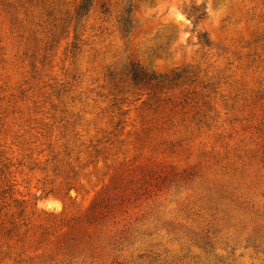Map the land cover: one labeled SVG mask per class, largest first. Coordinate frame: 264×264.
I'll return each mask as SVG.
<instances>
[{
    "label": "rangeland",
    "instance_id": "1",
    "mask_svg": "<svg viewBox=\"0 0 264 264\" xmlns=\"http://www.w3.org/2000/svg\"><path fill=\"white\" fill-rule=\"evenodd\" d=\"M0 264H264V0H0Z\"/></svg>",
    "mask_w": 264,
    "mask_h": 264
},
{
    "label": "trees",
    "instance_id": "2",
    "mask_svg": "<svg viewBox=\"0 0 264 264\" xmlns=\"http://www.w3.org/2000/svg\"><path fill=\"white\" fill-rule=\"evenodd\" d=\"M131 11V9L127 10V12L129 13ZM126 22H128V20H126Z\"/></svg>",
    "mask_w": 264,
    "mask_h": 264
}]
</instances>
